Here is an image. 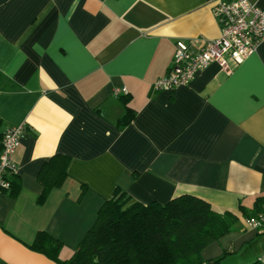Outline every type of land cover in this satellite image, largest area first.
<instances>
[{
    "label": "crops",
    "instance_id": "1",
    "mask_svg": "<svg viewBox=\"0 0 264 264\" xmlns=\"http://www.w3.org/2000/svg\"><path fill=\"white\" fill-rule=\"evenodd\" d=\"M213 1L0 0V141L25 127L0 195V264H57L31 247L40 230L70 258L115 190L143 204L189 194L234 213L204 260L264 256V231L240 210L264 195V40L230 72L211 63L187 85L151 87L176 40L219 35ZM121 86L127 94L115 96ZM58 154L66 174L39 200V172Z\"/></svg>",
    "mask_w": 264,
    "mask_h": 264
},
{
    "label": "trees",
    "instance_id": "2",
    "mask_svg": "<svg viewBox=\"0 0 264 264\" xmlns=\"http://www.w3.org/2000/svg\"><path fill=\"white\" fill-rule=\"evenodd\" d=\"M132 116L128 109L117 120V127L124 128ZM53 158L39 172V200L66 174L69 157L58 154ZM83 192L84 189L79 197ZM263 203L264 195L256 199L252 209L240 210L245 216H255ZM237 221L234 213L217 212L207 201L193 195L143 204L115 190L99 207L93 224L70 258H59L61 241L44 230L36 233L31 247L57 264H221L222 256L204 260L201 251L230 231ZM246 264H264V256Z\"/></svg>",
    "mask_w": 264,
    "mask_h": 264
},
{
    "label": "built area",
    "instance_id": "3",
    "mask_svg": "<svg viewBox=\"0 0 264 264\" xmlns=\"http://www.w3.org/2000/svg\"><path fill=\"white\" fill-rule=\"evenodd\" d=\"M211 12L218 24L215 38L194 37L175 42L172 62L167 72L151 83L153 91H171L190 83L197 72L217 63L225 72L253 54L264 40V9L250 0H214ZM124 86L113 94H127ZM24 124L5 128L0 141V195L12 186L18 172L14 152L24 133ZM249 228L264 231V214L246 218Z\"/></svg>",
    "mask_w": 264,
    "mask_h": 264
}]
</instances>
